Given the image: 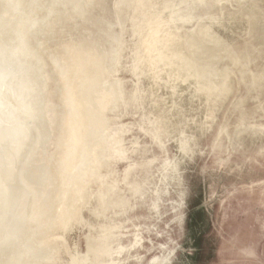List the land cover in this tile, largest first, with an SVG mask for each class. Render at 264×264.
Segmentation results:
<instances>
[{
    "label": "water",
    "instance_id": "water-1",
    "mask_svg": "<svg viewBox=\"0 0 264 264\" xmlns=\"http://www.w3.org/2000/svg\"><path fill=\"white\" fill-rule=\"evenodd\" d=\"M0 264H264V0H0Z\"/></svg>",
    "mask_w": 264,
    "mask_h": 264
}]
</instances>
